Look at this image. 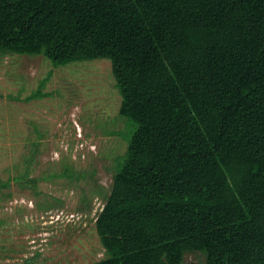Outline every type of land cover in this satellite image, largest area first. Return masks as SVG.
<instances>
[{
  "label": "trees",
  "instance_id": "trees-1",
  "mask_svg": "<svg viewBox=\"0 0 264 264\" xmlns=\"http://www.w3.org/2000/svg\"><path fill=\"white\" fill-rule=\"evenodd\" d=\"M0 55L111 64L133 130L93 264H264V0H0Z\"/></svg>",
  "mask_w": 264,
  "mask_h": 264
},
{
  "label": "rangeland",
  "instance_id": "rangeland-1",
  "mask_svg": "<svg viewBox=\"0 0 264 264\" xmlns=\"http://www.w3.org/2000/svg\"><path fill=\"white\" fill-rule=\"evenodd\" d=\"M119 105L108 60L54 68L41 56L0 55V264L105 258L94 225L104 200L91 191H109L133 130Z\"/></svg>",
  "mask_w": 264,
  "mask_h": 264
}]
</instances>
